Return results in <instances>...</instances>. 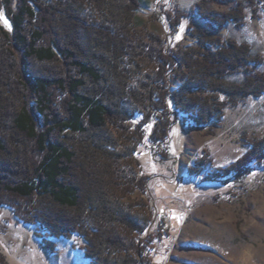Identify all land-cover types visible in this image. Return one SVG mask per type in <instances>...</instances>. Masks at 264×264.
Returning a JSON list of instances; mask_svg holds the SVG:
<instances>
[{
  "label": "trees",
  "instance_id": "16d2710c",
  "mask_svg": "<svg viewBox=\"0 0 264 264\" xmlns=\"http://www.w3.org/2000/svg\"><path fill=\"white\" fill-rule=\"evenodd\" d=\"M88 2L99 14L93 24L80 14L85 0H0L12 25V31L0 25V198L22 222L45 232L36 236L51 252L50 238L77 234L91 264H156L149 253L156 237L146 235L153 212L140 197L149 176L137 169L138 146L152 123L150 139L160 145L175 114L201 130L229 104L264 93V73L257 70L264 59L249 44L219 34L228 22L244 25L248 7L256 18L257 0L239 1L217 19L201 13L207 28L195 34L200 44L191 53L167 50L155 33H138L141 0ZM145 58L157 69L136 87L132 78ZM34 65H44L40 74ZM177 65L185 72L172 90ZM233 71H244V81L228 82ZM14 83L22 87L17 96ZM56 91L65 94L62 109L55 107ZM262 161L264 137L212 179L240 181L251 163ZM211 162L201 157L190 173ZM159 223L163 229L166 222ZM0 264H8L2 252Z\"/></svg>",
  "mask_w": 264,
  "mask_h": 264
},
{
  "label": "rangeland",
  "instance_id": "374dc122",
  "mask_svg": "<svg viewBox=\"0 0 264 264\" xmlns=\"http://www.w3.org/2000/svg\"><path fill=\"white\" fill-rule=\"evenodd\" d=\"M88 1L81 5L80 14L85 22L93 24L99 21V14ZM239 1L245 0H198L187 8L182 0H141L134 26L140 35L152 32L160 36L167 50L184 48L190 52L199 48L195 34L207 28L208 23L200 14L217 19L218 13L230 11ZM257 5L256 18L252 7H248L244 25L228 22L219 34L224 41L249 44L252 54L264 59V0H257ZM0 25L12 31L4 10H0ZM13 52L17 60L20 51L13 48ZM42 66L34 65V70L40 74ZM154 69L157 63L145 58L132 83L137 87L145 81L144 74ZM177 69L179 72L175 71L177 75L171 79L172 90L181 84L180 74L185 72L182 65H177ZM257 70L264 73V62ZM1 71L0 66V77ZM245 75L244 71H233L226 80L241 83ZM3 81L1 78L0 86ZM19 85L12 86L15 96L22 88ZM64 98L65 94L56 91V108L62 109ZM35 101L34 98L32 103ZM174 116L178 117L177 122L164 143H152V123L147 126L145 141L136 152L137 169L149 176L147 192L140 197L149 202L153 212L146 233L156 237L149 250L153 262L264 264V161L251 163L248 174L240 181L229 177L212 179L220 168L244 156L254 140L264 137V93L257 97L249 95L237 105L229 104L218 120L201 130L192 126L187 115ZM142 118L138 114L134 120ZM201 157L212 162L200 172L190 173V168L197 169L195 164ZM162 220L166 223L160 229ZM160 230L162 235H157ZM44 233L37 225L22 222L0 198V252L8 264H56L58 255L59 264H91L84 257L86 242L82 237L74 234L69 239L50 238L55 244L51 252L36 236Z\"/></svg>",
  "mask_w": 264,
  "mask_h": 264
},
{
  "label": "bare ground",
  "instance_id": "6f19581e",
  "mask_svg": "<svg viewBox=\"0 0 264 264\" xmlns=\"http://www.w3.org/2000/svg\"><path fill=\"white\" fill-rule=\"evenodd\" d=\"M196 1H198V0H182L183 5H184L185 7H187V8H191L192 5H194V3H195ZM59 262H60V255H58V256L56 257V264H59Z\"/></svg>",
  "mask_w": 264,
  "mask_h": 264
}]
</instances>
